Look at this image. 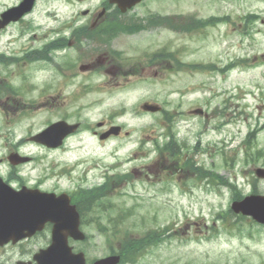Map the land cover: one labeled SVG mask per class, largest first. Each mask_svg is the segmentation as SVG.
<instances>
[{"label": "rangeland", "instance_id": "1", "mask_svg": "<svg viewBox=\"0 0 264 264\" xmlns=\"http://www.w3.org/2000/svg\"><path fill=\"white\" fill-rule=\"evenodd\" d=\"M17 1L0 0V11ZM97 2L38 0L25 22H35L45 31L55 13L60 19L77 16ZM150 12L179 16L189 23L224 15L229 21L216 20L188 33L160 26L122 36L115 44L122 51L114 55L119 60L115 74L80 70L84 61L96 63L99 54L72 51L78 73L67 81L60 76L59 81H37L33 89L29 87L26 117L19 128H9L11 144L63 118L92 128L98 121L123 126L119 136L103 141L86 128L57 149L28 140L22 147L34 157L27 163V175L44 178L46 189L73 191L108 181L107 195L99 200L105 208L92 211L93 222L89 215L84 217L87 222L81 229L86 238L73 242L75 249L84 251L87 263L104 256L111 245L116 248L126 236L141 237L147 230L163 232L164 228L169 233L145 249L138 261L121 264H264V225L227 212L229 186L215 177L198 176L166 152L158 154L156 148V141L167 139L164 112L169 111L174 119L171 130L181 146L179 156L234 182L243 195L250 193L247 164L238 144L250 127L262 126L257 145L264 148V0H147L130 13ZM252 13L257 18L245 27L244 17ZM18 29L0 32V49L9 32ZM160 51L178 59L169 56L163 66H149V56ZM234 60L242 65L220 72L219 67ZM209 63L218 67H182ZM50 75L42 70L37 77ZM144 101L158 103L164 112L142 111ZM194 108L206 115L191 114ZM124 131L128 134L123 135ZM255 185L264 194V180L258 179ZM115 221L118 234L107 237L97 230L110 233Z\"/></svg>", "mask_w": 264, "mask_h": 264}, {"label": "flooded vegetation", "instance_id": "2", "mask_svg": "<svg viewBox=\"0 0 264 264\" xmlns=\"http://www.w3.org/2000/svg\"><path fill=\"white\" fill-rule=\"evenodd\" d=\"M37 2L38 0L34 1L33 8L22 18L10 22L0 30L19 27L17 31L9 32L6 45L2 47L3 50L0 49V69H3L0 75V179L15 190L27 186L52 192L54 188H42L41 179H32V176L29 178L27 162H15L16 159L9 158L12 153L25 156L22 147L26 143V137L16 139L11 144L9 128L11 129V125L14 129L19 128L26 117L29 87L33 89L37 81H57L59 75L68 80L74 74L71 70L74 68V60H77V56L71 54L74 50L99 54L94 58L96 63L84 61L78 66L80 70L98 74L110 71L115 74L118 60L114 57L117 50L115 44L122 36H132L141 31H129L134 26L109 0H99L92 8L82 10L77 16L69 15L66 19H59L55 13L50 16L48 29L42 31L41 25L25 22L26 16L33 12ZM70 3L72 4V0ZM45 15L49 17L47 13ZM42 70H49L50 77L38 78L37 75ZM29 160L32 162L33 158L30 157ZM29 218L33 219L35 216ZM52 226L51 222L46 221L41 230L19 241L0 245V264H36L34 255L50 242Z\"/></svg>", "mask_w": 264, "mask_h": 264}, {"label": "water", "instance_id": "3", "mask_svg": "<svg viewBox=\"0 0 264 264\" xmlns=\"http://www.w3.org/2000/svg\"><path fill=\"white\" fill-rule=\"evenodd\" d=\"M124 10L139 0H111ZM33 0H22L17 6L7 9L1 13L0 28L10 20H17L24 12L30 9ZM143 110L158 111L160 106L154 103L144 102L141 105ZM194 112L200 113L196 109ZM76 124H67L64 121H58L37 135L31 137L32 140L39 141L49 147L57 146L62 138L76 128ZM119 126H111L100 135V138H106L110 134H118ZM258 177H264V169H256ZM30 191V190H27ZM34 191V200L23 198L25 192H15L0 180V242H5L9 238L14 241L32 233L39 227L35 224L37 221L29 217L37 216V220H49L53 222V237L50 245L40 251L35 258L37 264H85V258L82 252L74 253L66 243L68 235L74 239H83L84 234L78 229L79 216L73 205L69 204V198L65 193L58 196ZM231 209L235 213L249 215L254 220L264 223V195L249 194L240 200L231 203ZM40 216V217H39ZM40 221V222H42ZM118 256H108L94 261L92 264H116Z\"/></svg>", "mask_w": 264, "mask_h": 264}, {"label": "trees", "instance_id": "4", "mask_svg": "<svg viewBox=\"0 0 264 264\" xmlns=\"http://www.w3.org/2000/svg\"><path fill=\"white\" fill-rule=\"evenodd\" d=\"M256 16L257 15H255L254 13L248 14L246 16V20L248 22H251L254 18H256ZM153 21H154L153 19L150 20V22ZM201 21H196L194 27L198 28L206 24V22L203 23ZM170 26L175 29L180 28L179 26H175L173 24ZM129 30H133V29H129ZM167 55L173 57V54L169 53ZM156 56H163V53L156 54ZM232 66H236V63L233 62L230 65L226 66L225 68L229 69ZM193 67H198L201 70L205 69V65H198ZM165 118L166 120H168L169 123V127L166 129V136L168 137L169 141H165L163 145L159 147L158 150L159 151L167 150V152H170L169 153L170 158L175 163H178V165H184L187 168H191V170L197 173L198 176L205 177L207 175V172H205L201 167L195 166L194 160H191L190 158H186L185 156L178 155L179 145L177 143V138H175V133H173V131L171 130L172 123L170 121V115L166 114ZM261 128L262 127H257V126L250 128L247 131L244 139L242 140V146L244 149L243 154L246 162H248V160L252 162L256 160H261V162L264 165V148H259L257 145V135L258 132L261 130ZM210 174L213 175L212 172ZM220 180H222V178H220ZM107 186H108V181H105L103 184L95 188L86 189V190L80 189L79 191L73 193L72 195L73 200L76 203H78V205L81 208H83L84 211H87L91 207L93 201H96L97 204L96 209L100 210L101 207L105 208V205L99 200L107 195ZM230 187H231V200L240 199L242 197L241 191L237 189L234 185H230ZM255 191H257V189L253 184L252 192ZM227 212H229L228 209ZM114 232L116 234V231ZM162 237H163L162 233L156 230H147L145 234H143L141 237L126 236V238L122 241L121 248L119 250L122 257V261L123 260L133 261L138 259L143 255L145 249H147L150 246H154L156 242L162 240Z\"/></svg>", "mask_w": 264, "mask_h": 264}]
</instances>
